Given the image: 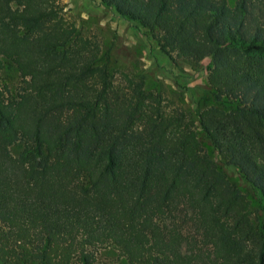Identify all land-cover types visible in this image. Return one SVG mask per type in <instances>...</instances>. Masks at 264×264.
I'll return each mask as SVG.
<instances>
[{
  "label": "trees",
  "instance_id": "1",
  "mask_svg": "<svg viewBox=\"0 0 264 264\" xmlns=\"http://www.w3.org/2000/svg\"><path fill=\"white\" fill-rule=\"evenodd\" d=\"M98 2L172 60L209 57L215 102L194 118L115 78L60 0H0L20 77H0V264H264V0Z\"/></svg>",
  "mask_w": 264,
  "mask_h": 264
},
{
  "label": "rangeland",
  "instance_id": "2",
  "mask_svg": "<svg viewBox=\"0 0 264 264\" xmlns=\"http://www.w3.org/2000/svg\"><path fill=\"white\" fill-rule=\"evenodd\" d=\"M60 1L64 4L65 15L75 23L79 32L97 39L101 50L109 54L108 66L115 78L124 71L141 79L146 89L161 93L166 103L182 107L193 117L199 109L214 104L206 82L209 57L200 60L177 57L172 60L158 49L151 48L144 28L135 26L98 0ZM0 77L11 92L17 91L20 77L13 64H6ZM11 148L16 153L19 145ZM218 164L230 181L246 194L251 208H256L255 196L235 170L222 161ZM114 255L112 251L102 249L99 253L101 264H116L118 258Z\"/></svg>",
  "mask_w": 264,
  "mask_h": 264
}]
</instances>
